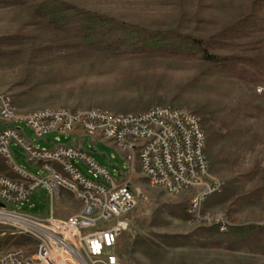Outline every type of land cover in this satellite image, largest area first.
Returning <instances> with one entry per match:
<instances>
[{"label": "rangeland", "instance_id": "1", "mask_svg": "<svg viewBox=\"0 0 264 264\" xmlns=\"http://www.w3.org/2000/svg\"><path fill=\"white\" fill-rule=\"evenodd\" d=\"M61 1L108 20L110 29L131 36L189 37L204 45L252 12L264 16V7H258L256 0ZM70 40L28 9L0 8V93L9 95L20 113L99 108L135 114L156 106L193 111L207 136L211 164L207 182L222 184L220 192L199 208L224 213L232 224L231 230L222 233L194 222L188 214L189 202L200 189L169 196L151 187L137 164L130 187L139 199L134 195L137 205L130 227L117 244V264H264V93L258 91L264 88V37L215 52L232 58L237 73L220 71L198 56L167 51L112 55L79 45L64 46ZM22 126L31 138V130ZM56 137L50 133L35 145L50 149L76 142L65 136L57 142ZM80 145L115 182L131 175L124 154L114 144L88 138ZM10 151L21 169L48 176L27 160L20 145L11 142ZM74 165L92 178L85 163L75 161ZM0 167L6 169L2 159ZM7 208L39 218L53 213L63 219L75 214L80 202L67 190L53 200L49 189L39 186L27 201L7 204ZM236 227L247 230L241 244L232 233ZM31 241L15 229L0 226V260L8 250L33 246ZM111 253V249L103 252L104 256Z\"/></svg>", "mask_w": 264, "mask_h": 264}, {"label": "built area", "instance_id": "2", "mask_svg": "<svg viewBox=\"0 0 264 264\" xmlns=\"http://www.w3.org/2000/svg\"><path fill=\"white\" fill-rule=\"evenodd\" d=\"M258 91L263 94L264 88ZM22 124L31 130V138ZM0 126H6L0 127V159L6 167H0V226L40 236V244L6 251L0 264L118 263L116 247L129 229L130 215L137 205L130 187L132 173L124 182H115L110 172L82 149L80 142L88 138L114 144L129 168L131 161H138L151 187H159L169 196L199 188L200 193L189 202L188 214L194 222L222 233L232 226L225 222L224 213H205L198 208V199L220 192L222 184L207 182L211 172L208 154H203L207 136L200 118L185 107L156 106L135 114L99 108L20 113L0 93ZM50 133L57 135V142L62 136L76 142L50 149L36 147L35 142ZM144 141H151V150H144ZM11 142L26 150L27 160L48 176L37 177L21 169L12 157ZM48 155L58 157L64 171L43 164V156ZM75 161L85 163L92 178L85 176ZM39 186L48 188L53 200L60 197L61 190H78L79 198L75 199L80 202L79 210L62 219L53 213L39 218L7 208V204L27 201ZM106 249L112 251L109 256L103 254Z\"/></svg>", "mask_w": 264, "mask_h": 264}, {"label": "trees", "instance_id": "3", "mask_svg": "<svg viewBox=\"0 0 264 264\" xmlns=\"http://www.w3.org/2000/svg\"><path fill=\"white\" fill-rule=\"evenodd\" d=\"M255 2L258 7H264V0ZM10 7L28 9L45 26L57 32L64 31L71 39L70 41L76 43L72 44L69 41L64 46L79 45L112 55L161 51L187 54L198 56L205 62L215 64L220 71L226 73H237V63L230 57L216 54L217 52L231 50L242 42L264 37V16L257 15L255 12L223 30L204 45L201 41L189 37L131 36L126 32L110 29L108 20L82 12L61 0H0V8ZM137 198L139 199V196ZM215 229L219 231L218 228ZM232 233L239 244L247 239L246 228H232Z\"/></svg>", "mask_w": 264, "mask_h": 264}, {"label": "bare ground", "instance_id": "4", "mask_svg": "<svg viewBox=\"0 0 264 264\" xmlns=\"http://www.w3.org/2000/svg\"><path fill=\"white\" fill-rule=\"evenodd\" d=\"M4 100L8 101V103H13L9 95L4 94ZM53 110H61V109H43V110H37L34 112H39L41 114H52ZM144 150H151V141H144ZM203 154H207V143H205L203 146ZM43 164L47 165L49 169H53L54 171H64V164H61L60 162H58V157H56L55 155L43 156ZM137 164H139V168L142 173V166L140 165V163L138 161H131L130 167H131L132 175L135 172V168ZM144 177L147 179V181L149 182V185L151 186V183L149 181V176H144ZM153 188H159V187H153ZM70 193H72L75 198H79L78 190H70ZM210 196L211 195L203 196L201 197V199H198V208L203 203H205ZM188 211H189V208H188ZM226 220L227 219H225V222ZM15 230L19 232V229H15ZM20 233L24 234L25 236L33 240V242L31 241L32 243H34L33 246H35L36 244H40V236L32 233V231H20Z\"/></svg>", "mask_w": 264, "mask_h": 264}]
</instances>
